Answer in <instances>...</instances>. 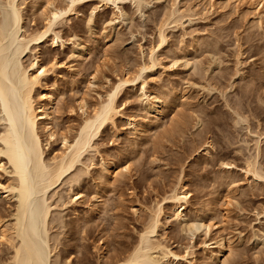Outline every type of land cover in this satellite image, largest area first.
Instances as JSON below:
<instances>
[{"label": "rangeland", "instance_id": "rangeland-1", "mask_svg": "<svg viewBox=\"0 0 264 264\" xmlns=\"http://www.w3.org/2000/svg\"><path fill=\"white\" fill-rule=\"evenodd\" d=\"M66 2L23 0L28 32L42 26L51 4ZM137 2L122 0L119 8L100 5L93 11L97 0H83L56 26L64 43L52 48L59 65L49 71L47 82L51 89L54 83L59 87L58 104L71 100L75 106L83 95L93 103L102 101L117 78L125 71L132 77L156 46L155 73L145 70L142 79L147 97L159 96L168 108L156 125L143 127L155 118L145 109L140 83L121 89L117 97L121 114L84 153L91 157L82 165L88 168L81 181L84 197L58 208L66 229L55 226L50 232L59 233L67 255L68 246L76 250L71 259L85 249L90 264L110 262L137 241L149 210L161 203L160 219L166 229L158 228L157 233L178 255L172 264H213L210 255L217 252L219 239L228 245L226 264H260L264 245L257 244L254 232L264 231V179L246 174L243 166L254 159L255 166L264 169V17L259 20L254 10L233 1L144 0L139 7ZM172 9L179 16L176 22L170 17ZM160 26L166 40L157 47ZM83 45L88 51L79 60L76 52ZM55 114H60L61 126L80 119L75 108L69 117ZM134 125L141 126V132H135ZM204 141L209 147L197 150ZM99 155L118 166L108 183L98 176ZM125 165L128 170L122 168ZM179 182L189 192L186 228L167 220L171 207L163 201ZM65 188L60 185L57 190L67 201L72 191ZM9 205L0 199L1 217L12 209ZM202 223H209L208 229ZM84 224L92 226L91 237L78 232L70 238L68 227ZM3 247L0 244L1 253ZM63 260L60 264H70Z\"/></svg>", "mask_w": 264, "mask_h": 264}, {"label": "bare ground", "instance_id": "bare-ground-1", "mask_svg": "<svg viewBox=\"0 0 264 264\" xmlns=\"http://www.w3.org/2000/svg\"><path fill=\"white\" fill-rule=\"evenodd\" d=\"M81 1L83 0H67L64 6L47 3L50 8L45 22L40 27H34L35 29L30 32L25 27L22 13L23 0H2L0 3V199L5 198L12 208L6 216H0V244L5 246L1 248L0 264H60L62 262V254L66 250L64 240L59 238L58 232H50V229L55 226L66 227L58 208L68 201L76 202L84 197L81 189L84 182L81 181L84 174L88 172V168L82 165L85 161L91 160V157H85L84 153L89 148H94V140L105 133L107 126L113 123L115 116L119 115L117 97L124 86L138 81L143 91L141 95L145 98L143 101L145 109L154 115L153 121L145 122L144 125L140 124L141 126L156 125L166 115L168 104L163 103L159 96L153 94L149 99L145 91V80L142 79V73L145 70L151 74L155 73L156 46L150 49L148 61L142 62L132 77H129L128 71H125L117 78L102 101L93 103L87 101L83 95L79 97L76 107L70 102L71 100L63 99L64 101L58 104L59 87L54 83L51 89L47 82L49 71H53L59 65L52 48L63 46L64 43L56 26L75 12L76 4ZM121 1L97 0L98 4L92 10L94 11L100 5H115L119 8ZM223 1H233L251 8L259 20L264 17V0ZM141 2L144 0H138V7L142 4ZM175 12L176 10L172 9V14L169 16L177 14ZM177 18L179 19V16L175 15L172 21L176 22ZM161 26L157 28L155 36L157 47L166 40L164 27ZM46 42H50L49 47L42 50L40 46ZM80 48L76 52L79 60L88 51V47L84 45ZM41 53H43L42 57ZM74 108L80 111L78 122L71 126L64 124L61 126L62 120L58 121L57 116L60 114L55 113H65L69 117ZM127 120L132 124L131 120ZM141 126L134 125L133 130L139 132ZM54 145L58 147L55 148ZM209 145L210 143L205 142L198 145L196 149L206 150ZM49 149L52 154L48 156L46 150ZM99 157V179L108 183L119 172L118 166L115 161L106 160L102 155ZM255 163L254 159L253 161L247 159L243 170L253 178L264 179V169L255 166ZM90 164H93L92 161ZM222 164L231 166L230 162L222 161ZM122 168L129 169L127 165ZM73 184H76L75 187ZM60 185L66 186L67 193L72 191L67 201L57 190ZM188 196V190L184 188L182 182H179L166 197H163V201L169 203L171 207L166 215L167 220H174L185 228L188 225L184 213ZM94 197L97 195L95 194ZM136 212L137 209H134V213ZM161 214L162 204L156 203L149 210L147 219L142 221L143 225L138 231L137 241L135 240L129 247L125 246L126 248L121 250V256H116L120 252L118 251L114 256L117 258L113 261L105 260L107 262L98 264H172L175 262L178 255L164 242V235L157 233L158 228L166 229V223L161 222ZM7 216L10 218H6ZM208 224L201 225L208 229ZM82 225L68 227L67 234L69 233L70 238L78 232H81L79 235H82V232L85 233L81 236L83 238L91 237L92 226L86 228L85 224V227ZM254 234L257 237V244L264 245V231L255 230ZM100 243L104 244V242ZM216 243L218 250L210 255V260L214 262L213 264H226L225 253L228 251L226 240L219 239ZM68 250L69 253L68 255L65 253L63 262L90 264L85 249L79 250L81 255H73V259L69 256H72V252L76 250H70L69 246ZM101 255L104 257V253Z\"/></svg>", "mask_w": 264, "mask_h": 264}]
</instances>
